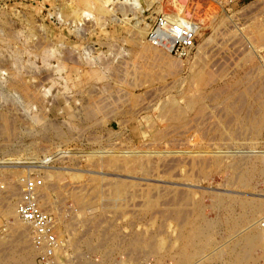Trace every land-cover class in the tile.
<instances>
[{
    "label": "rangeland",
    "instance_id": "1",
    "mask_svg": "<svg viewBox=\"0 0 264 264\" xmlns=\"http://www.w3.org/2000/svg\"><path fill=\"white\" fill-rule=\"evenodd\" d=\"M125 1L0 0V264H264V213L224 208L264 200V0ZM159 14L195 48L151 46ZM30 181L52 247L17 212Z\"/></svg>",
    "mask_w": 264,
    "mask_h": 264
},
{
    "label": "built area",
    "instance_id": "2",
    "mask_svg": "<svg viewBox=\"0 0 264 264\" xmlns=\"http://www.w3.org/2000/svg\"><path fill=\"white\" fill-rule=\"evenodd\" d=\"M233 3L235 0H225ZM190 21H171L165 14L156 16L150 24L147 38L156 47L164 48L177 55L187 54L195 47L196 29ZM40 181L26 184L24 193L17 204V212L21 218L32 224L36 240L40 244L46 240L52 247L55 243L54 222L50 214L42 209L37 200V188ZM264 227V216L260 219Z\"/></svg>",
    "mask_w": 264,
    "mask_h": 264
},
{
    "label": "bare ground",
    "instance_id": "3",
    "mask_svg": "<svg viewBox=\"0 0 264 264\" xmlns=\"http://www.w3.org/2000/svg\"><path fill=\"white\" fill-rule=\"evenodd\" d=\"M86 2L88 1V2H90V3H93V0H85ZM92 1V2H91ZM100 1V0H99ZM144 1H150L151 3L153 2V0H126L125 2H128V3H130V5H132V6H135V7H139L138 5H140L142 2ZM74 2V1H73ZM147 3V4H151V3ZM105 3V2H104ZM77 4V3H76ZM69 7V6H68ZM74 7H76V6H74ZM142 8V7H141ZM74 9V8H73ZM137 9H139V8H137ZM65 10V9H64ZM98 10H100V6H98ZM140 10V9H139ZM72 12H74V11H72ZM70 13V12H69ZM68 14V13H67ZM66 14V15H67ZM76 14H78V13H76ZM75 14V15H76ZM80 14V13H79ZM90 14V13H89ZM71 15H73V14H71ZM91 15V14H90ZM165 17L167 18V19H169V20H171V21H179V20H182V21H184V18H182V17H180V16H174V15H172V14H165ZM70 18V17H69ZM63 19V18H62ZM192 23V22H191ZM192 25L194 26L193 28H195L196 29V33H197V31H198V26L195 24V23H192ZM149 27H150V25H148V28H147V30H146V33H148V30H149ZM142 34L143 33H145V31L144 30H141L140 31ZM145 38V37H144ZM148 42V41H147ZM146 42V43H147ZM151 46H153V47H155V48H159V47H156V46H154L150 41L148 42ZM195 48V47H194ZM161 50H165L164 48H160ZM167 51V50H166ZM189 53V52H188ZM187 53V54H188ZM237 87H238V84H237ZM264 97V96H263ZM264 99V98H263ZM262 103V102H261ZM264 106V105H263ZM255 114H256V112H255ZM258 116V117H257ZM256 117H254V115H252L251 116V122H252V125L255 127V128H258L260 125H262L263 123H264V107L261 109V111L259 112V114L257 115ZM260 128V127H259ZM255 163V162H254ZM255 165V164H254ZM253 165V166H254ZM236 166V165H235ZM260 167V166H259ZM247 171V170H246ZM254 171V170H253ZM257 171V170H256ZM246 174H247V172H245V177H246ZM243 174H242V176H244ZM248 175V174H247ZM244 177V178H245ZM41 188V187H40ZM42 189V188H41ZM258 197V196H257ZM221 200H219V202H220ZM232 201H234V200H232ZM239 201V200H238ZM245 201V200H244ZM193 203V202H192ZM226 203V202H225ZM229 203V202H228ZM256 203V204H255ZM178 205V204H177ZM84 206V205H83ZM172 206V205H171ZM179 206V205H178ZM222 206V205H221ZM223 207V206H222ZM173 208H174V206H173ZM180 208V207H179ZM226 210H225V212L226 213H228L229 215H230V213L231 214H236L235 213V211H236V208H245V209H248L250 212H249V216H247L248 218H249V220L251 221V220H256L257 219V217L261 214H263L264 213V200H261V201H257V202H255L254 200H252L251 202H240V205H237V206H234L233 207V205L232 204H226V206L224 207ZM86 210V209H85ZM185 210V209H184ZM202 210V209H201ZM168 211V210H167ZM160 212V211H159ZM162 212V211H161ZM238 212V211H237ZM225 213V214H226ZM248 214V213H247ZM251 214V215H250ZM169 215V214H168ZM19 216V215H18ZM145 216V215H144ZM188 216H189V214H188ZM231 216V215H230ZM235 216V215H234ZM241 216V215H240ZM246 216V215H245ZM20 217V216H19ZM163 217V216H162ZM227 217H228V215H227ZM174 218V217H173ZM195 218V217H194ZM247 218V219H248ZM20 219L22 220V221H24L25 223L27 222V221H25L23 218H21L20 217ZM169 219V218H168ZM186 219H187V217H186ZM226 219V218H225ZM261 219V218H260ZM20 220V221H21ZM249 221V222H250ZM261 221V220H260ZM260 221L258 222V224L260 225V227L258 226V225H255V226H258V227H255V233L254 234H252L253 235V237H254V241H257V243H259V242H261V240H262V238H263V236H264V227H262L261 226V224H260ZM162 222V221H161ZM197 222V221H196ZM219 222V221H218ZM232 222V221H231ZM238 222V221H237ZM28 224H29V222H27ZM238 223H241V221L240 222H238ZM196 224V223H195ZM205 224V223H204ZM252 224V223H251ZM257 224V223H256ZM31 227H32V224L30 223L29 224ZM132 225H133V223H132ZM154 225V224H153ZM176 225V224H175ZM56 226V225H55ZM162 226V225H161ZM185 226V225H184ZM215 227V223L213 224V226H212V224H210V225H208V226H205L204 228L203 227H199V226H192V228H190V229H187L186 230V233H187V235H185V237L187 238L184 242H183V246H182V249L184 250V251H186L187 249H188V247L189 246H192L193 247V249H194V255H196L198 252L199 253H203V252H201L202 251V249H203V245H206L207 244V242L206 241H208V240H210L209 238V235H210V233H211V230H213V228ZM217 227V226H216ZM215 227V228H216ZM249 227V226H248ZM55 229V228H54ZM157 229V228H156ZM211 229V230H210ZM209 230H210V232H209ZM183 231H185V230H183ZM165 232V231H164ZM168 232V231H167ZM181 232V231H180ZM249 233V232H248ZM169 234H170V232H169ZM175 235V234H174ZM35 237V236H34ZM166 237V236H165ZM183 237V236H182ZM184 237V238H185ZM212 237V236H211ZM181 238V237H180ZM177 240V239H176ZM156 241V240H155ZM167 241V240H166ZM175 241V240H174ZM250 241V240H249ZM42 242V241H41ZM44 243L45 242H47L48 243V245H49V242L48 241H46V240H44L43 241ZM106 242V241H105ZM164 242V241H163ZM251 242V241H250ZM237 243V242H236ZM249 243V242H248ZM257 243H255V244H257ZM210 243H208V245H209ZM239 244V243H238ZM254 244V245H255ZM100 245V244H99ZM166 245V244H165ZM171 245V244H170ZM176 245V244H175ZM189 245V246H188ZM250 245V244H249ZM253 245V244H252ZM251 245V246H252ZM42 246H44V245H42ZM45 246H47V245H45ZM68 246V245H67ZM220 246V245H219ZM256 246V245H255ZM49 247H51L50 245H49ZM151 247V246H150ZM223 247V246H222ZM253 247V246H252ZM217 248V247H216ZM215 248V249H216ZM237 248V247H236ZM257 248H259V246L257 247ZM260 249V248H259ZM163 250V249H162ZM214 250V249H213ZM221 250V249H220ZM249 250V249H248ZM258 250V249H257ZM264 249H262V251H263ZM47 251V250H46ZM144 251V250H143ZM167 251H169V250H167ZM188 251V250H187ZM224 251V250H223ZM255 251V250H254ZM63 252V251H62ZM182 253H183V251H181ZM188 252H190V251H188ZM191 253V252H190ZM248 253V252H247ZM257 253V252H256ZM212 254V253H211ZM261 254H262V252H261ZM177 255V254H176ZM206 256V255H205ZM218 256V255H217ZM135 257V256H134ZM195 257V256H194ZM200 257V256H199ZM220 257V256H219ZM253 257V256H252ZM263 257H264V252H263ZM28 258H30L29 256H28ZM193 258V254H187V252H184L183 253V256L180 258V262H181V264H186L187 262H189L191 259ZM213 258V257H212ZM244 258H245V256H244ZM246 259V258H245ZM257 260V259H256ZM30 261V260H29ZM29 261H25L24 260V263H19V264H31V262H29ZM245 261V260H244ZM240 262V261H239ZM242 262V261H241ZM13 264V263H12ZM16 264H18V263H16ZM205 264V263H204Z\"/></svg>",
    "mask_w": 264,
    "mask_h": 264
}]
</instances>
